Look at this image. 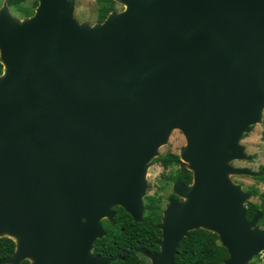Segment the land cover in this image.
<instances>
[{"label":"water","instance_id":"obj_1","mask_svg":"<svg viewBox=\"0 0 264 264\" xmlns=\"http://www.w3.org/2000/svg\"><path fill=\"white\" fill-rule=\"evenodd\" d=\"M94 26L75 0H39L34 15L0 11V264H111L94 254L123 208L144 220L147 173L175 130L180 167L151 264H175L190 232L217 234L229 258L264 252L252 194L231 175L241 139L264 117V0H119ZM264 210V202L261 205Z\"/></svg>","mask_w":264,"mask_h":264},{"label":"trees","instance_id":"obj_2","mask_svg":"<svg viewBox=\"0 0 264 264\" xmlns=\"http://www.w3.org/2000/svg\"><path fill=\"white\" fill-rule=\"evenodd\" d=\"M11 5H18L24 0H9ZM98 6V23L104 22L108 15L116 11L115 0H96ZM38 5L35 1L34 6ZM37 8V7H36ZM33 12L26 13L27 16ZM3 73V66L0 63V75ZM165 169L178 166L180 156L178 154H166L157 158ZM263 175L259 178L264 184V166L261 168ZM175 179L185 184H191L193 174L187 169L175 172ZM171 198H175L172 195ZM264 198V194L262 195ZM145 217L142 222H136L123 208L116 207L114 220H103L102 225L107 236L98 240L95 244L94 254L113 259L111 264H149L138 249L149 253L157 254L160 251L161 231L155 228L156 221L161 217V200L157 196L147 197ZM258 206L253 203L247 204V220H252ZM260 225H262L260 223ZM16 249L14 240L0 238V260L13 255ZM229 258L228 251L222 245L220 238L207 230H195L184 238L175 257V264H224ZM21 264H30L24 261Z\"/></svg>","mask_w":264,"mask_h":264},{"label":"rangeland","instance_id":"obj_3","mask_svg":"<svg viewBox=\"0 0 264 264\" xmlns=\"http://www.w3.org/2000/svg\"><path fill=\"white\" fill-rule=\"evenodd\" d=\"M34 0L30 1V4L33 3ZM117 5L118 13L123 12L125 10V6L119 1L115 0ZM4 2V0H0V3ZM6 9L10 15L15 18L22 20L23 14L17 11H9V9L4 6L2 9ZM1 9V10H2ZM0 10V11H1ZM75 19L80 24H90L91 26L96 25L98 22V6L96 0H75ZM25 19V18H24ZM251 132L247 133L241 139L240 144L245 147V153L249 157L247 160H235L231 163V166L239 169H249L254 174L261 173L259 170V166H264V117L263 122L261 124H257L251 128ZM186 146V139L183 133L179 130H175L168 143L162 146L159 150L158 157L164 156L166 154H180L181 149ZM254 159H253V157ZM156 158V159H157ZM154 159V161L156 160ZM150 164V168L147 173V182H148V190L146 192L144 200L147 197L157 196L161 200V217L158 221H156L155 225H159L162 223V217L165 209L169 205L168 199L172 192V184L174 182V172L178 168V166L171 167L166 169L159 163L154 162ZM180 166V164H179ZM257 177L249 176V175H231L230 179L236 185H241L243 190L251 193L253 187H258L262 192L264 191V186L256 179ZM252 194V193H251ZM180 199L179 201H182ZM255 200L254 198H250L248 201L251 202ZM247 203V204H248ZM246 204V205H247ZM145 211H146V202H145ZM145 217V212H144ZM149 264L150 261H149ZM249 264H264V252L260 255L256 256Z\"/></svg>","mask_w":264,"mask_h":264},{"label":"flooded vegetation","instance_id":"obj_4","mask_svg":"<svg viewBox=\"0 0 264 264\" xmlns=\"http://www.w3.org/2000/svg\"><path fill=\"white\" fill-rule=\"evenodd\" d=\"M30 1L31 0H24L22 2H20L17 6L16 5H11L9 2V0H4V2L0 3V10L6 6L9 11L11 12V10L14 12V11H17V12H20L22 13L24 16L22 17L23 19L24 18H28V17H31L32 15H34L35 13V10H36V7L38 6H34V3L35 1H38L39 3V0H34L32 4H30ZM116 11H117V5H116ZM30 12H33L31 15L27 16L26 13H30ZM12 13V12H11ZM98 22V21H97ZM253 157V156H252ZM254 159V157H253ZM180 164V163H179ZM263 166H259V170H261ZM178 170H184L182 169L179 165H178ZM177 169L175 170V172L177 171ZM166 170V169H165ZM188 170V169H187ZM175 172H174V177H175ZM263 175V172L260 171ZM261 175V176H262ZM261 176L257 177L256 179H258V181H260V183L264 186L263 182L259 179ZM193 181V180H192ZM176 182H180L181 184H184V185H188V184H185L183 183L181 180L179 179H175L173 184H172V192H173V186ZM191 185V184H189ZM252 198H254L255 200L251 201L250 203H253L255 205L258 206V209L256 210L254 216L260 211L261 212V217L259 219V222H258V225L260 228H264V210H261V205L263 204L264 202V198H262V195L264 194V191L262 192L258 187H253L252 188ZM172 195H175L174 192L171 193L169 199H168V203L171 201V200H180V198H178L176 195H175V198H171ZM253 216V217H254ZM253 219V218H252ZM260 223L262 225H260Z\"/></svg>","mask_w":264,"mask_h":264}]
</instances>
